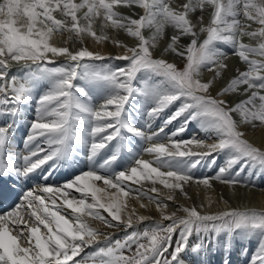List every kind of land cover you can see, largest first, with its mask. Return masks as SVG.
<instances>
[{
    "label": "snow or ice",
    "instance_id": "6c2138e0",
    "mask_svg": "<svg viewBox=\"0 0 264 264\" xmlns=\"http://www.w3.org/2000/svg\"><path fill=\"white\" fill-rule=\"evenodd\" d=\"M121 6L129 14H121ZM97 25L102 31L123 30L135 43L117 41L125 51L115 57L89 50L83 46L86 37L107 39L97 35ZM253 25L259 27L253 30ZM167 27L175 30L171 36L165 33ZM145 30H151L149 39ZM202 33L206 38L201 41ZM55 37H66L65 46H56ZM162 37L170 42L157 56ZM242 37L259 44L249 46ZM69 41L81 47L70 50ZM218 45L228 46L231 53ZM166 54L185 58L184 66L169 62ZM230 54L247 69L237 70L213 95ZM255 56L264 57V0H0V116L13 118L0 126V178L33 179L39 171L45 181L43 187L27 191L15 209L0 214V264H188L186 255L199 264L195 258L214 241L230 254L237 234L259 235L251 264H264V210L202 214L196 206L178 205L176 211H167L177 190L188 198L185 185H202L207 192L214 180L235 191L248 187L242 173L264 169V150L241 130V125L253 131L264 128V61L251 58ZM61 57L62 64L50 66ZM105 59L126 63L97 67L95 62ZM13 64L25 70L23 76L11 75ZM204 70L213 73L212 79H202ZM39 81L49 87L35 99V117L23 141L27 154L17 155L8 150L13 125L21 106L33 102ZM230 94L246 98L233 101ZM181 119L168 145L156 142L168 125ZM156 120L163 123L151 131ZM193 122L212 143L196 137L174 139ZM137 138L150 145L144 151L155 155L153 161L136 157ZM219 154L225 161L213 177L192 175V169L209 157L215 163ZM124 155L134 157L132 166L113 172ZM83 160L90 167L70 181L47 183L61 166ZM142 182H150V189H143ZM157 184L168 190L166 197L161 198ZM129 198L146 199L148 205L141 203V208L154 204L168 223H156L142 233L131 231L122 240L93 227L92 221H99L111 229H132L134 216L140 222L149 219L136 215L135 209L127 211ZM208 199L211 205L212 197ZM90 247L96 250L81 257Z\"/></svg>",
    "mask_w": 264,
    "mask_h": 264
},
{
    "label": "bare ground",
    "instance_id": "6f19581e",
    "mask_svg": "<svg viewBox=\"0 0 264 264\" xmlns=\"http://www.w3.org/2000/svg\"><path fill=\"white\" fill-rule=\"evenodd\" d=\"M87 38H89V37H87ZM64 39H66V37H64V38L55 37L54 40H53V43H55L56 46H63L62 42L64 41ZM114 43H112V45L110 43H109V45H106L107 43H105L104 41L103 42H97L94 39H89V40L85 39L83 41V46L88 47L89 50H92V51H99L103 55H105L106 57L107 56L115 57L117 55L122 54L125 51V48H122V47H120V46H118V45H116ZM225 49L228 52H229V50L231 51V49L229 47L225 48ZM60 60L63 61L64 58H60L57 61L58 65L62 64V62H60ZM100 66H101V64L97 65V67H100ZM16 69H17L16 67H14V66L12 67L11 75L18 77L19 73H16ZM45 82L47 84H44V87L45 88L49 87L48 86V82L47 81H45ZM78 83L79 84L80 83L83 84L84 82L83 81H78ZM215 90L218 91V89H215ZM30 107L32 108L33 111L35 110V106H31L30 105ZM31 115L35 116V112L34 113L32 112ZM0 117L3 118L2 126L10 123L12 121V119H13L11 116H0ZM16 121H17V118L15 119V123L13 125L12 133H14V135H12L11 143L9 145L8 150H9V152H14L17 155H24V154H27V151H26V149L24 147V144H23V141H24L25 137H24L23 134L20 133V131H18L15 128ZM182 123L183 122H182V119H181V120H178L176 124L173 123V124L168 125V127H167L168 131L175 132L176 129L179 128ZM187 130L188 131L187 132L185 131L182 134V136H181V137H183V140H185L184 138H186V140H187L189 138L196 137L198 139H205L207 143H212L213 142V140L207 139V137L205 136L204 130H202L200 128V126L197 123H195V122H193L192 124L188 125L187 126ZM244 132L246 134L245 135L246 139H248L253 144H255L257 142L259 147L262 150H264V128H257L255 131L251 130V131H244ZM251 133H253L252 136H255V138L250 137L249 134H251ZM168 137L169 136H168L167 132H164L163 134H161L160 140H158L156 142H160V143H164V144L168 145L170 143ZM188 147H190L193 151H202V149H198L194 145H190ZM150 155L151 154H149V153H144V154H142L140 156L141 157H145V156H150ZM206 160H208L206 165H205L206 168H207V166H209V164H210L211 157H209ZM224 161H225V156L223 154H219L217 159H216V162L213 163L214 167H213V165L211 167L213 169V171L211 169L203 168L201 170V173H203V174L206 173L207 177H213L216 174L217 169L221 165H223ZM204 163H205V161H204ZM202 165H203V163H202ZM88 167H90V164H87V163H81L80 166H77L76 164L71 165V166L65 164V165L61 166L57 171H55L53 173V175L47 180V183L50 184V185H62L66 180L70 181L73 178L74 175L78 174L79 172L87 170ZM197 168H199V167L197 166ZM45 169H47V166H45ZM121 169H122L121 163L117 162L113 172L119 171ZM248 173H250V174L251 173H253V174L255 173V174H257V177L259 178V179L257 178L258 181L256 183L257 184V188H258V192H259V193H257V197H256L257 199L256 200H258L257 202H258L259 206L253 207V208L259 210L258 208L261 207L262 209H264V169H257L255 172L253 170H251V169H248L244 173H242V175H246ZM192 175L194 177H202L200 174H198L194 170H192ZM42 176H43V173L39 172V176H38V179H37V181H38L37 188L44 186L45 181L41 178ZM248 176H249V174H248ZM243 177L244 176H242V178ZM240 179H241V177H240ZM126 183H128L129 186L132 187V188H140L141 187V185H134V184H131V182H126ZM142 186H143V189L147 190V189H150L151 184H150V182H142ZM156 186H157V188L160 189L161 198L166 197V195L168 194V190L165 189L160 184H157ZM198 186H200V187H197V184H195V183H191L190 185L186 186L185 190H186V192L188 194V198H186L185 196L180 194L179 190H177L176 199H175V201L168 202L169 203V208H168L167 211L169 213H171L173 211H176V206H178V205L196 206L198 208V210H200V211L204 207H206V209L207 208L215 209V208L219 207V209H220V207L224 204L223 203L224 200H222V201L218 200V199H222L223 198V196H219L218 195V192L219 191L222 192L225 189L221 188L220 185H215V183H213V188L206 192L202 185H198ZM71 194L75 195V196H79V194L75 193L74 190L72 191ZM220 194L223 195V192L220 193ZM208 197H212L213 203H211V205H209ZM57 203L59 205V204L62 203V201H60L58 199ZM141 203H144V204L148 205V201L146 199H143V200H140V201H137V200H135L133 198H129L128 199V209H127V211H131V209H135V214L136 215H144L146 217H149V219H146L145 221L140 222V221H137L135 219V216H134V227L132 229H124V228L111 229V228H108V227L100 224L99 221H92V225H93V227H97V228L101 229L103 232L111 234L113 239H116L120 235L121 236H126L128 234L127 233L128 230L129 231H132V230L135 231L137 228H141L143 226H148V227L151 228L156 223H162V224H165V225L168 223V221H162L161 220L159 212L156 210L154 204L149 205L147 208H141L140 207ZM224 207H227V206H224ZM226 209H228V208H226ZM101 214L105 215L107 217V213L103 212V210H101ZM177 215H183V213L182 212H178ZM108 218L110 219V217H108ZM42 229L43 228H41V230ZM101 240H103V237H101ZM175 240L176 239H174V241ZM259 240H260L259 235L237 234V235H235L233 237V243H232L230 254L226 253L223 250V247H222L221 243H214L213 242L211 246H207L206 249L203 250V251H206L205 254H202L203 253V251H202L200 253V255L198 257H196L195 259L199 262V264H224L225 260H228L229 262L231 261L230 264H232V263H234V264H251L252 257L258 251V242H259ZM95 250H96L95 247L86 248L85 251L81 254V257H87L89 254L93 253ZM81 257H76V259L80 260ZM185 259L188 261V264H193V258L192 257L186 255ZM89 264H90V262H89Z\"/></svg>",
    "mask_w": 264,
    "mask_h": 264
},
{
    "label": "rangeland",
    "instance_id": "374dc122",
    "mask_svg": "<svg viewBox=\"0 0 264 264\" xmlns=\"http://www.w3.org/2000/svg\"><path fill=\"white\" fill-rule=\"evenodd\" d=\"M118 11L121 13V14H129V10L127 9V8H125V7H123V6H121L119 9H118ZM137 11L138 12H140V14H143V10L142 9H137ZM210 11H211V9H209L206 13H205V15H204V25H207V23L209 22V18H210V16H209V13H210ZM257 27H259L258 25H253V30L255 29V28H257ZM95 30H96V32H97V35H101V34H103V35H105L106 37H107V39H105L104 40V42L105 43H107L106 45H109V43L112 45V43H114V44H116V45H118V43H117V41H119V42H122L123 44H125V45H128V46H131V45H133L134 43H135V40L133 39V38H129L128 36H127V34L123 31V30H118V29H112V28H108V29H105V30H101L100 29V27L97 25V26H95ZM175 30L174 29H172L171 27H167L166 29H165V33H166V35L167 36H171L172 34H173V32H174ZM144 35H145V38L146 39H149L150 37H151V30H145L144 31ZM204 38H206V34H201L200 35V40L202 41ZM89 40V39H94V38H92V37H89V38H87L86 37V40ZM242 39V42L243 43H245V44H247V45H249V46H253V47H256V46H258V44H259V40H254V39H251V38H248V37H242L241 38ZM112 42V43H111ZM170 41L169 40H167L166 38H161L160 39V41H158L157 42V51H156V55L157 56H159V54H160V52H159V49H162V48H164L165 46H166V44L167 43H169ZM183 44L185 45V46H187L188 45V43H189V41L187 40V39H183ZM63 43V46H65L64 45V41L62 42ZM70 45V46H69ZM81 45V43L80 42H73V41H69V43H68V45H66V46H68L69 48H70V50H77L79 47H81L80 46ZM119 46V45H118ZM218 47H221L222 48V50H224V51H226V49L225 48H228V46H226V45H218ZM226 52H228V51H226ZM229 53H231V51L229 50ZM61 58H63V57H61ZM165 58L169 61V62H174L179 68H182L183 66H184V63L186 62V60H185V58H178V57H176L174 54H166V56H165ZM251 58H253V59H257V60H261V61H264V57H260V56H255V57H251ZM116 59H111V60H109V59H105L104 61H103V64L102 63H100L101 64V66H111L112 68H116V67H122V66H124V64L126 63L125 61H121V60H117L116 62ZM60 62H64V60L62 61V60H60ZM99 62H101V61H97L96 63H99ZM225 63L228 65V67H227V69H225V70H223V72H222V74H221V77L220 78H217V80H216V83H215V88L213 89V95L217 92L215 89H218V90H220V89H222L223 87H225V86H227V83L230 81V78H234L235 76H237L238 75V72H237V70H240V71H244V70H246L247 69V65L246 64H244L243 62H241L240 60H239V58L237 57V56H235V55H229L228 56V58H227V60L225 61ZM50 66H58V64H56V65H50ZM15 67V66H14ZM20 72V70L17 68L16 69V73H19ZM212 77H213V73L212 72H210V71H207V70H204V71H202V79L203 80H209V79H212ZM40 83H44V84H47L45 81L43 82V81H40ZM81 85H83L82 83H80ZM49 86V85H48ZM38 87V86H37ZM40 89H38L39 91H37V89H36V93H35V95H34V99H36V98H38V95L40 94V93H42L43 91H42V86L41 87H39ZM47 89V88H46ZM262 94H264V93H262ZM231 95V97H232V100L233 101H239V100H241V99H244V98H246L245 96H242V95H238V94H230ZM33 99V100H34ZM29 105H31V106H35V104H29ZM176 107H178V103H177V105H176ZM175 110V107H173V111ZM22 112H25V114L26 115H29V117L27 118V120H32L33 118L30 116L31 114V112H32V110L29 108V111L28 110H26L25 108H22V110H21ZM35 112V110L33 111V113ZM163 123V122H162ZM173 123H177V121H174ZM172 123V124H173ZM162 124L159 122L158 123V121L156 120V121H153L152 122V129L153 130H155V131H158V126L160 127ZM166 130V129H165ZM241 130L242 131H251V128H250V126H244V125H241ZM188 131V130H187ZM186 131V132H187ZM170 133H173V132H170L169 131V134H168V136H170L171 134ZM187 134V133H186ZM193 134V133H192ZM250 135V137H252V138H255V136H252L253 135V133H251V134H249ZM174 139H176V140H183V138H181V139H179L177 136L176 137H174ZM188 140V139H187ZM250 142V141H249ZM252 143V142H251ZM253 144V143H252ZM256 144V145H255ZM255 144H253L254 146H257V147H259V145H258V143L256 142ZM262 150V149H261ZM153 161V160H152ZM207 161L208 160H205V162L207 163ZM210 164H212L213 165V167H214V164L213 163H211L210 162ZM212 165H211V167H212ZM153 166H155V164H153ZM202 167V166H201ZM201 167H199V169L197 170L196 168L195 169H193L195 172H197L198 174H200L202 177H205V176H207L206 175V173H201V170L203 169V168H205V169H211L212 171H213V169L211 168V167H209V166H207V168H206V166L204 165V163H203V167L201 168ZM161 171H166V169H161ZM203 174V175H202ZM248 174H249V176H248ZM248 174H246V175H242V176H244L243 178H242V176H241V180L243 179L244 180V182L248 185V187L247 188H245V187H237L236 189H235V191L232 189V187L231 186H228V185H224V184H222V183H220V182H218V181H212L213 183H215V185H220L221 186V188H224L225 190H223L222 192H223V195H221L220 193H222V192H218V195L219 196H223V198L222 199H218L219 201L221 200H224V201H227V203H225V202H223L224 204L220 207V209H219V207H217V208H215V209H210V208H207L206 209V207H204V208H202V213H204V212H207V213H218V212H220V211H225V209L226 208H228V209H230L231 207V209H239V210H245V209H250V208H253V207H257V206H259V204H258V200H256L257 198V193H259L258 192V188H257V181H258V177H257V174H253V173H248ZM256 175V176H255ZM258 178V179H257ZM186 186H188V185H185V188H186ZM197 187H200V186H198L197 185ZM225 197V198H224ZM232 198V199H231ZM234 204H233V203ZM230 204V205H229ZM224 206H227V207H224ZM234 206V207H233ZM228 209H226V210H228ZM259 210H264V209H262L261 207H259L258 208ZM204 211V212H203ZM216 211V212H215ZM143 228H145V227H141L139 230H136L137 232H141L142 231V229ZM148 228H150V227H148ZM42 232H46V230L45 229H42L41 230ZM134 231V230H133ZM129 232H131V231H129L128 230V233ZM125 236H118L116 239H123ZM176 239H178V237L177 236H174ZM174 237H173V239H174ZM142 242H145V243H147L146 241H142ZM173 245H175V242H173ZM169 250H172V249H169ZM133 251H135V246H133ZM126 255H128L129 253H125Z\"/></svg>",
    "mask_w": 264,
    "mask_h": 264
}]
</instances>
